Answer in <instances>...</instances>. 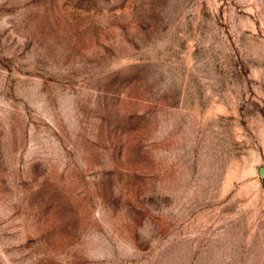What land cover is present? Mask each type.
Listing matches in <instances>:
<instances>
[{
	"label": "rangeland",
	"instance_id": "obj_1",
	"mask_svg": "<svg viewBox=\"0 0 264 264\" xmlns=\"http://www.w3.org/2000/svg\"><path fill=\"white\" fill-rule=\"evenodd\" d=\"M0 264H264V0H0Z\"/></svg>",
	"mask_w": 264,
	"mask_h": 264
}]
</instances>
